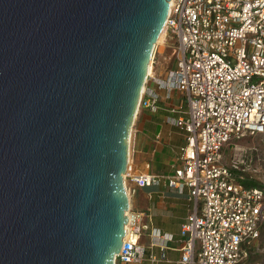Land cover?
I'll use <instances>...</instances> for the list:
<instances>
[{
    "label": "water",
    "instance_id": "obj_1",
    "mask_svg": "<svg viewBox=\"0 0 264 264\" xmlns=\"http://www.w3.org/2000/svg\"><path fill=\"white\" fill-rule=\"evenodd\" d=\"M170 0H0V264H115L131 128Z\"/></svg>",
    "mask_w": 264,
    "mask_h": 264
},
{
    "label": "built area",
    "instance_id": "obj_2",
    "mask_svg": "<svg viewBox=\"0 0 264 264\" xmlns=\"http://www.w3.org/2000/svg\"><path fill=\"white\" fill-rule=\"evenodd\" d=\"M176 38V65L158 88L184 95L171 121L185 132L181 160L167 185L187 187L193 207L181 229V264H243L264 224V186L237 179L246 155L238 140L264 133V0H171L164 33ZM154 52V51H153ZM153 56V54H152ZM143 87L138 108L156 109ZM232 151L224 162L225 148ZM243 161V159H242ZM126 175V174H125ZM125 179V177H124ZM152 177L140 174L139 185ZM115 262H140L141 213L126 211Z\"/></svg>",
    "mask_w": 264,
    "mask_h": 264
},
{
    "label": "crops",
    "instance_id": "obj_3",
    "mask_svg": "<svg viewBox=\"0 0 264 264\" xmlns=\"http://www.w3.org/2000/svg\"><path fill=\"white\" fill-rule=\"evenodd\" d=\"M151 73L153 79L146 85L148 90L158 93V106L154 110H137L125 175L130 212L141 213L146 225L139 236L143 258L129 263L117 260L115 264H181V229L193 207L187 199V187L180 192L167 185L168 175L180 163L185 144L184 130L171 121L179 113L171 112L170 108L176 104L184 108L186 99L176 90L170 91L167 97V91L158 88L154 80L160 78ZM140 174L151 176L150 183L139 185L136 177Z\"/></svg>",
    "mask_w": 264,
    "mask_h": 264
},
{
    "label": "rangeland",
    "instance_id": "obj_4",
    "mask_svg": "<svg viewBox=\"0 0 264 264\" xmlns=\"http://www.w3.org/2000/svg\"><path fill=\"white\" fill-rule=\"evenodd\" d=\"M153 51L151 72L160 79L166 78L168 72L176 65V38L169 31L164 33L163 30ZM238 142L247 153L238 162L240 166L235 171L237 179L255 186H264V133L247 135ZM224 153V162H229L232 153L229 146L225 148ZM252 246L243 264H264V224L261 226L260 236Z\"/></svg>",
    "mask_w": 264,
    "mask_h": 264
},
{
    "label": "bare ground",
    "instance_id": "obj_5",
    "mask_svg": "<svg viewBox=\"0 0 264 264\" xmlns=\"http://www.w3.org/2000/svg\"><path fill=\"white\" fill-rule=\"evenodd\" d=\"M171 1V0H170ZM163 30H164V28H163ZM162 30V31H163ZM161 34H162V32H161ZM161 34H160V36H161ZM160 36H159V38H160ZM159 38H158V40H159ZM158 40H157V42H158ZM152 59V58H151ZM151 70H152V60L150 61V63H149V67H148V74L149 73H151ZM126 185V184H125Z\"/></svg>",
    "mask_w": 264,
    "mask_h": 264
},
{
    "label": "trees",
    "instance_id": "obj_6",
    "mask_svg": "<svg viewBox=\"0 0 264 264\" xmlns=\"http://www.w3.org/2000/svg\"><path fill=\"white\" fill-rule=\"evenodd\" d=\"M243 185H245V186H255V184H252V183H249V182H246V181H243V180H241L240 181ZM253 248V247H252ZM251 248V249H252ZM251 249H250V251H251Z\"/></svg>",
    "mask_w": 264,
    "mask_h": 264
}]
</instances>
